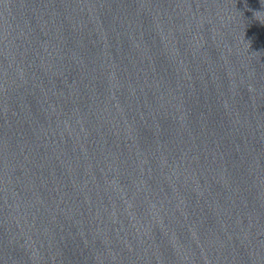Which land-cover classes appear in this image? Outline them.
<instances>
[{"label":"water","instance_id":"water-1","mask_svg":"<svg viewBox=\"0 0 264 264\" xmlns=\"http://www.w3.org/2000/svg\"><path fill=\"white\" fill-rule=\"evenodd\" d=\"M0 264H264V0H0Z\"/></svg>","mask_w":264,"mask_h":264}]
</instances>
